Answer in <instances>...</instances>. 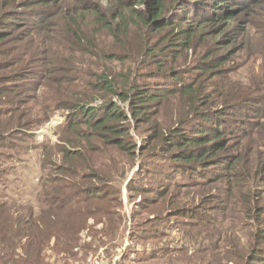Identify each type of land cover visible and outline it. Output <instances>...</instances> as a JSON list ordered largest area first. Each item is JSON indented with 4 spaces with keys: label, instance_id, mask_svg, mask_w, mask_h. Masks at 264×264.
<instances>
[{
    "label": "trees",
    "instance_id": "trees-1",
    "mask_svg": "<svg viewBox=\"0 0 264 264\" xmlns=\"http://www.w3.org/2000/svg\"><path fill=\"white\" fill-rule=\"evenodd\" d=\"M65 2L0 0V147L21 154V142L39 151L32 144L34 128L57 112L67 114L59 133L66 146L59 151L62 165L52 160L54 150L42 145L44 166L51 169L30 190L19 193L23 184H18L11 194V180H2L7 170L1 168L12 157L0 160V264H47L46 252L74 255L75 249L86 250L84 233L99 243L95 249L115 248L123 236V220L115 222L110 212L117 192L99 185L107 179L92 155L100 152L99 140L129 154L138 147L127 142L129 130L119 124L127 118L112 100L123 101L139 120L155 104L177 96L189 98L196 122L181 123L160 138L166 158L152 165L151 173L176 182L189 176L187 188L225 183L228 188L215 197L225 215L241 195L258 226L255 243L238 262L264 264V77L251 85L226 83L228 90L210 83L212 89L202 92V82L221 77L224 60L207 56L192 73L179 65L201 28L221 20L229 25L262 0H73L71 7ZM243 32L236 26L223 42L237 44ZM30 33L44 40L33 47ZM38 91L43 95L36 97ZM31 102L44 106L38 119L30 112ZM128 186L139 190L134 183ZM149 190L144 202L152 205L170 192ZM174 212L199 216L196 210Z\"/></svg>",
    "mask_w": 264,
    "mask_h": 264
},
{
    "label": "rangeland",
    "instance_id": "rangeland-1",
    "mask_svg": "<svg viewBox=\"0 0 264 264\" xmlns=\"http://www.w3.org/2000/svg\"><path fill=\"white\" fill-rule=\"evenodd\" d=\"M72 4L73 0H66L64 6L71 7ZM104 6H107V2ZM226 25L228 22L221 20L219 24L214 22L201 28L194 38V47L180 58L179 65L190 71L189 73L197 71L198 65L207 56L224 60L220 67L221 77L211 76L210 82H202L200 87L202 92L212 89L209 87L210 83H214L219 90H228L229 86H226V83L230 87L232 84L229 82L251 85L253 80L264 77V0L259 5L253 6L251 11L239 15L237 20L230 23L226 30L218 35ZM236 26L246 32L241 34L237 44L227 47L228 42H223V39L227 32L234 30ZM94 29L91 21L89 30L94 32ZM107 36L106 42L110 43L111 40ZM41 40L44 38L37 37L36 33H30L28 43L34 47L41 44ZM34 49L36 51L37 47ZM117 70L125 71L121 67ZM42 93L43 91H38L36 97H40ZM225 95L227 96V93ZM112 101L118 103L127 118L119 122L129 130L130 136L126 138L127 142L134 144L138 149L135 154H129L117 147L104 146L99 140V145L96 144L95 147L100 148V152L92 155V159L96 161L101 175L107 179L99 185L117 192L111 197L113 202L110 212L115 222L119 217L123 220L122 239L115 243L113 249L106 245L95 249V245L99 243H95L91 235L84 233L82 238L86 250L79 252L75 249L74 255L46 252L45 263L239 264L238 259L241 255L245 256L255 243L254 232L258 226L246 208H243L241 195L237 200L234 197V201L232 200V204L227 209L229 213L225 215L220 213L219 203L215 200L217 195L228 188L225 183L211 184L205 188L189 185L187 188L185 182L190 181L189 176H178L176 179L179 180L176 182L167 177H159L150 171L152 165L159 166L166 158L163 156L160 138L170 135L174 128L180 127L181 123H186L187 127H190L196 122L189 98L177 96L159 102L149 110L150 114L146 118L139 120L133 117L123 101L117 98ZM43 107L42 103L31 102L29 109L34 119L41 117ZM66 116L64 112H57L48 123L34 128L35 136L32 138L34 146L41 149L42 145L47 144L49 150H54L52 160L58 165H62V155L59 151L66 148L59 136L60 127L65 123ZM19 146L21 154L0 147L1 161L12 157V162L1 168L7 170V175L3 176L2 180H11L9 183L11 194L16 191L18 184H23L19 193H24L25 189L30 190L33 187L32 183L35 184L40 175L48 174L51 169V166H44L45 155L40 149L33 150L30 145L21 142ZM149 160L151 161L148 166L149 171L141 173L144 171L142 170L144 164L149 163ZM44 167L46 170L43 169ZM8 172L13 173L16 178H9ZM131 183L139 188L138 192L129 190L128 185ZM178 183L182 186H178ZM153 187L170 189L167 198L155 205L144 202L150 197L148 191ZM141 203L143 205L138 208ZM9 209L14 213L17 207L12 206ZM178 209H187L189 213H194L196 210L199 216L193 214L174 216L176 215L174 211ZM145 234L149 236H144Z\"/></svg>",
    "mask_w": 264,
    "mask_h": 264
}]
</instances>
